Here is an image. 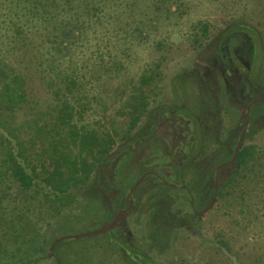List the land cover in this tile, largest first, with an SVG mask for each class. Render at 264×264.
Wrapping results in <instances>:
<instances>
[{
  "label": "flooded vegetation",
  "instance_id": "af4514ba",
  "mask_svg": "<svg viewBox=\"0 0 264 264\" xmlns=\"http://www.w3.org/2000/svg\"><path fill=\"white\" fill-rule=\"evenodd\" d=\"M194 51L73 190L85 208L80 221L99 225L49 239L34 264L173 261V248L201 236L226 191L264 153V28L231 24Z\"/></svg>",
  "mask_w": 264,
  "mask_h": 264
},
{
  "label": "trees",
  "instance_id": "16d2710c",
  "mask_svg": "<svg viewBox=\"0 0 264 264\" xmlns=\"http://www.w3.org/2000/svg\"><path fill=\"white\" fill-rule=\"evenodd\" d=\"M189 8L187 0H0V184L30 195L24 212L32 214L30 202L37 197L57 216L76 201L73 190L133 129L162 80L154 66L137 83L118 81L128 72L121 61L131 56L127 50L108 62L98 57L90 67L83 65L88 83L61 63L108 27L131 43L148 44L162 22L180 20ZM198 34L194 45L208 27ZM120 102L114 115H104ZM93 103L101 106L104 125H78ZM1 211L0 203L3 220Z\"/></svg>",
  "mask_w": 264,
  "mask_h": 264
},
{
  "label": "rangeland",
  "instance_id": "374dc122",
  "mask_svg": "<svg viewBox=\"0 0 264 264\" xmlns=\"http://www.w3.org/2000/svg\"><path fill=\"white\" fill-rule=\"evenodd\" d=\"M187 1L190 8L186 14L180 20L162 22L161 28L154 33L148 44L131 43L126 35L117 31L118 28L111 30L108 27L98 32L97 40L84 42L82 50L77 45L70 53L67 64L60 62L62 68L71 65L78 70L82 81L88 83L89 74L87 70L82 71L83 65L90 67L98 61V57H104L108 62L111 56L127 50L131 56L128 59L121 56V61L126 62L128 72H124L125 76H120L118 81L127 83L133 80L137 83L141 75L154 69V66H158L162 78H165L176 65L195 52L193 39L198 37L204 25L208 27L210 35L237 23L264 28V0ZM87 37H91V34ZM40 94L46 95L44 92ZM155 97L151 96L148 104H152ZM41 101L48 102L49 99ZM50 101L54 102L52 99ZM122 105L123 102H120L104 114L101 106L93 103L92 111L85 113L78 125L100 128L105 121L103 114L110 117ZM15 186L10 185L8 187L13 188L6 189L7 184H0V203L3 207V220H0V264L34 263L46 249L49 239L78 237L94 230L100 223L93 220L96 225L92 229L85 226L86 221H80L86 217V213L83 202L77 199L58 216L48 210L47 205L42 207V200L38 197L30 202L32 214L24 212L21 206L30 195L19 193ZM38 213L41 214L38 216ZM24 227L27 228L25 234L21 232ZM200 229L201 236L184 238L173 248L175 260L163 259L160 264H264V153L241 173L236 184L220 200L217 212L205 220ZM86 240L66 241L60 245L64 249H71Z\"/></svg>",
  "mask_w": 264,
  "mask_h": 264
}]
</instances>
